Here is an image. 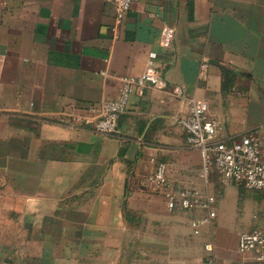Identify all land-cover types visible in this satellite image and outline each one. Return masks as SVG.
Wrapping results in <instances>:
<instances>
[{"label": "crops", "instance_id": "0c3cea01", "mask_svg": "<svg viewBox=\"0 0 264 264\" xmlns=\"http://www.w3.org/2000/svg\"><path fill=\"white\" fill-rule=\"evenodd\" d=\"M151 54L167 89L133 93L114 134L74 120L72 106L116 98ZM190 99L207 103L217 140L253 131L264 156V0H137L120 24L112 0H0V264H264L218 218L194 233L205 211L167 208L149 179L154 157L216 210L238 195L214 170L200 178L177 123Z\"/></svg>", "mask_w": 264, "mask_h": 264}, {"label": "built area", "instance_id": "2783aa9c", "mask_svg": "<svg viewBox=\"0 0 264 264\" xmlns=\"http://www.w3.org/2000/svg\"><path fill=\"white\" fill-rule=\"evenodd\" d=\"M137 0H112L115 23L120 24L127 15L131 5ZM174 28L165 25L160 31L159 42L169 47L173 40ZM151 54L146 68L137 76H121V89L114 99H105L84 108L72 106L71 114L75 121L91 124L94 131L102 135H111L117 131L119 116L126 111L130 96L142 94L145 89L165 90L168 88L162 71L152 64ZM206 64L201 66L200 75H205ZM106 73V72H104ZM176 98L186 99L181 86H173ZM177 123L186 132L187 144L199 150L202 168L200 178L206 182L212 170L216 171L219 181L225 186H236L264 194V156L258 136L246 132L231 140H217L218 121L207 115V103L200 99L188 100V111L177 119ZM153 171L149 179L164 197L167 208L190 210L201 208L205 214L192 221L194 233H199L202 225L209 224L216 216L213 194L204 189L191 186L176 188L168 177L165 162L154 157L149 158ZM204 249L213 259V245L204 244ZM237 250L249 253L255 262H264V228L243 231L238 235Z\"/></svg>", "mask_w": 264, "mask_h": 264}, {"label": "rangeland", "instance_id": "374dc122", "mask_svg": "<svg viewBox=\"0 0 264 264\" xmlns=\"http://www.w3.org/2000/svg\"><path fill=\"white\" fill-rule=\"evenodd\" d=\"M217 218L229 233L264 228V194L244 188H238V195L233 190L225 191L218 203Z\"/></svg>", "mask_w": 264, "mask_h": 264}]
</instances>
